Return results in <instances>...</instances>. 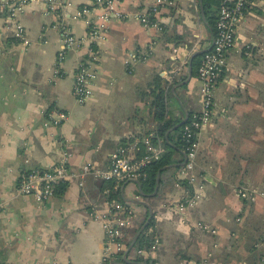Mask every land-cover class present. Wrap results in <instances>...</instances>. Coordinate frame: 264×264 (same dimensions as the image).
Returning <instances> with one entry per match:
<instances>
[{
    "label": "crops",
    "instance_id": "1",
    "mask_svg": "<svg viewBox=\"0 0 264 264\" xmlns=\"http://www.w3.org/2000/svg\"><path fill=\"white\" fill-rule=\"evenodd\" d=\"M89 1L26 0L11 19L0 14V264H104L103 231L89 213L104 200L100 179L86 172L80 184L60 181L39 203L16 192L20 174L48 168L63 154L71 170L84 162L103 167L117 146L152 133L157 121L148 83L155 76L166 90V117L180 122L200 107L199 81L189 66L212 38L201 0H121L120 15H109L97 40L65 50L57 63L61 29L70 26L82 37L87 21H98V8L73 16ZM154 5V24H142L137 13ZM236 34L197 133L192 168L180 171L185 155L167 137L172 125L163 137L175 149L156 171L153 190L142 191L139 181L119 186L117 196L131 203L133 216L122 229L123 248L111 245L110 259L264 264V0L244 11ZM81 59L94 76L90 96L77 102L71 84ZM239 187L253 196H239ZM148 219L146 230L158 243L135 261L130 242Z\"/></svg>",
    "mask_w": 264,
    "mask_h": 264
},
{
    "label": "built area",
    "instance_id": "2",
    "mask_svg": "<svg viewBox=\"0 0 264 264\" xmlns=\"http://www.w3.org/2000/svg\"><path fill=\"white\" fill-rule=\"evenodd\" d=\"M26 0H0V14L4 18L11 19L16 11H19ZM59 4L63 0H56ZM255 0H218L216 17L214 20V33L208 49L203 53L195 68V76L199 81L198 95L200 107L191 111L189 119L182 127L185 137V160L180 168L185 174L192 168L193 157L197 146V133L207 122L212 105V90L219 78L225 64V53L236 44V27L244 11L254 4ZM121 0H90L88 4L78 8L73 16H79L88 12L92 7L98 8V21H87L88 27L85 35L76 37L70 26L61 29L60 46L56 52L57 63H60L65 50L74 48L83 43L97 40L102 32L104 22L109 15H120L119 4ZM155 5L146 12L137 13V18L144 25L154 24L153 13ZM152 16V18L149 17ZM15 32L21 30L20 24L13 21ZM183 61L180 63L182 65ZM94 76L90 62L86 59L79 60L73 70L71 93L77 102L85 101L91 94L90 79ZM56 117L62 118L63 114L56 112ZM56 119V120H57ZM129 151H132V153ZM163 147L159 140L152 139V133L147 132L138 136L131 143L117 146L111 152L106 166L97 167L93 162L82 163L77 170H71L66 166V155L48 168H30L22 172L17 180L15 190L22 195H30L39 203L45 201L53 194L55 186L60 181L77 180L80 184L81 176L86 172H92L100 180H111L110 188H118L125 182L139 181L145 176V166L159 158ZM188 180H194L193 173L187 175ZM110 188L104 187L100 191L107 193ZM264 194V187L261 191ZM236 193L246 199L253 196V190L244 187L236 189ZM185 200V199H184ZM89 213L100 223L104 235V258H109L110 246L116 250L124 246L121 240L122 229L131 223L133 210L131 203L116 197L105 199L100 206L92 205ZM158 243V238L153 237L148 249H153ZM142 248H135L134 253H140Z\"/></svg>",
    "mask_w": 264,
    "mask_h": 264
},
{
    "label": "trees",
    "instance_id": "3",
    "mask_svg": "<svg viewBox=\"0 0 264 264\" xmlns=\"http://www.w3.org/2000/svg\"><path fill=\"white\" fill-rule=\"evenodd\" d=\"M218 0H201L202 9L204 12V17L206 20V24L210 29L212 35L214 33V20L216 17V9H217ZM150 18L152 16L149 15ZM209 47V46H208ZM205 47L202 51L198 53H194L191 57V71L195 72V68L200 61L201 56L203 53L208 49ZM148 96H149V111L152 115V118L157 121L156 128L152 130V139H158L160 144L163 147V152L160 154L159 158L156 160L151 161L149 164L145 166V176L139 179V186L140 189L144 192H150L153 190L154 183H155V175L156 171L160 169L162 166L168 164L170 162V153L172 152L175 147L165 138L163 137L164 131L169 129V127L173 126L170 129L171 135L168 134V139H172L174 136L173 144L182 149L184 152V147L186 144L185 137L183 136L182 127L184 123H186L189 119V115L191 112L186 114L184 120L178 124L181 117L170 119L167 116L166 106H165V91L163 86L161 87L160 77L155 76L151 82L148 83ZM162 169V168H161ZM160 169V170H161ZM112 185L111 180H100L98 189L99 191L104 188ZM119 188V187H118ZM118 188H110L107 193H103L105 199H109L112 197L119 198L117 196ZM120 199V198H119ZM147 214H145L143 221L146 219ZM150 219L147 220V223L144 227L138 232L136 235L132 247L133 248H142L147 250L151 241H152V234L151 231H147L146 227L150 225ZM138 227H135L130 230L131 235L136 231ZM112 256V255H111ZM115 256V255H114ZM107 259V260H106ZM104 264H118L123 263L127 264L128 262L122 258L119 254H116V258L108 259L106 258ZM134 260H142L141 255H136Z\"/></svg>",
    "mask_w": 264,
    "mask_h": 264
},
{
    "label": "water",
    "instance_id": "4",
    "mask_svg": "<svg viewBox=\"0 0 264 264\" xmlns=\"http://www.w3.org/2000/svg\"><path fill=\"white\" fill-rule=\"evenodd\" d=\"M200 51H202V49H201V50H197V51H195V53H198V52H200ZM190 68H191V65L189 66V70H190ZM182 121H183V120H181L179 123H181ZM179 123H178V124H179ZM136 234H137V233H136ZM136 234L134 235L132 241L130 242V245L132 244V242H133V240H134Z\"/></svg>",
    "mask_w": 264,
    "mask_h": 264
}]
</instances>
